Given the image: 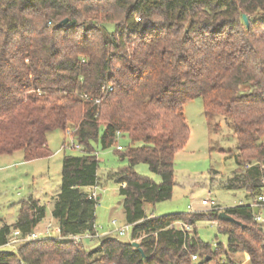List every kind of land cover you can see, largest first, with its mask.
Masks as SVG:
<instances>
[{
	"label": "trees",
	"instance_id": "1",
	"mask_svg": "<svg viewBox=\"0 0 264 264\" xmlns=\"http://www.w3.org/2000/svg\"><path fill=\"white\" fill-rule=\"evenodd\" d=\"M198 97L210 131H220L221 116L237 139L225 187L264 195V0H0V156L48 158L49 133L67 129L82 148L63 158L52 208L62 237L6 246L13 231L32 234L46 217L31 196L0 227V264H240L231 255L243 253L264 264L251 204L224 209L242 225L219 220L217 208L146 213L172 198L175 157L191 136L184 106ZM122 138L127 166L107 179L121 185L132 240L105 236L87 249L71 237L99 234V199L86 190L101 182L94 144L117 148ZM141 163L161 181L138 174ZM200 220L218 223L225 248L199 238Z\"/></svg>",
	"mask_w": 264,
	"mask_h": 264
},
{
	"label": "rangeland",
	"instance_id": "2",
	"mask_svg": "<svg viewBox=\"0 0 264 264\" xmlns=\"http://www.w3.org/2000/svg\"><path fill=\"white\" fill-rule=\"evenodd\" d=\"M184 113L191 128V136L184 149L175 157L176 185L172 198L155 205L146 204V213L153 216L186 214L217 206L230 208L240 202L251 204L253 197L245 189L231 190L225 187L227 179L237 168L234 154L238 143L233 130L227 126L223 117L218 116L215 123L221 124L220 131L212 133L207 125L204 103L200 97L187 102ZM68 130L71 131L67 129L49 133L51 155L48 158L26 161L22 151L0 156V227L15 223L22 201L32 196L46 206V217L35 231L45 233L51 229L54 234L57 230L58 225L52 217V208L55 197L61 191L63 158L65 155L82 153L78 141ZM127 141L122 138L119 145L124 147ZM73 142L75 146L72 145ZM94 147L101 178L100 184L94 187L93 192L100 198L97 197L99 200L96 207V230L100 236L83 241L87 249L99 246L105 236L113 235L121 241H131L133 232L132 227L123 236L114 232L127 222L119 192L121 185L107 179L108 173L123 169L127 166V161L121 159L116 145L103 149L100 144L95 143ZM135 170L144 177H150L156 182L161 181L160 176L152 173L147 164H138ZM114 220L117 221L116 225L112 224ZM194 227L199 238L211 245L213 251H216L220 244L223 247L227 245L228 237L219 231L217 222L200 220ZM188 228L193 230L192 227ZM231 257L240 264H249L250 261L249 256L244 253Z\"/></svg>",
	"mask_w": 264,
	"mask_h": 264
},
{
	"label": "built area",
	"instance_id": "3",
	"mask_svg": "<svg viewBox=\"0 0 264 264\" xmlns=\"http://www.w3.org/2000/svg\"><path fill=\"white\" fill-rule=\"evenodd\" d=\"M104 90H105V87H104ZM110 90H112V88H110ZM96 103H100V100L97 99ZM68 132H71V131L68 130ZM72 145L75 146L74 142L72 143ZM117 149L122 150L123 148L121 145H119V146H117ZM123 186H125V184H123ZM93 196L96 197V193H93ZM212 202H213V200H212ZM252 207L259 209L258 214H255V220L257 221V223L260 226L264 225V215H263V212H264V195L257 196L255 198V201H254V204ZM112 224L116 225L117 221L116 220L112 221ZM130 227H131V225L126 223L125 226H121V227L117 228V230H115L114 232L120 236H123L128 232ZM56 228H57V230L54 231V234H52L53 230L51 231V229H49V231H46L45 233H40V232L34 231L32 234H27V235L22 234L19 230H15V231H13L12 235L9 237V240H8V243L6 244V246H14V245L19 244V243L24 242V241L37 240L40 238H44L46 236H53V237L61 238L62 236H61L60 227L56 226ZM185 228L189 229L188 226H185ZM99 236H100L99 234L85 233L82 235L72 236L71 238L73 240H75V242L77 243V242H83L85 240H93ZM196 258H197V256H193L194 260Z\"/></svg>",
	"mask_w": 264,
	"mask_h": 264
},
{
	"label": "water",
	"instance_id": "4",
	"mask_svg": "<svg viewBox=\"0 0 264 264\" xmlns=\"http://www.w3.org/2000/svg\"><path fill=\"white\" fill-rule=\"evenodd\" d=\"M245 22L248 25V17L246 15L243 16ZM68 22V19L64 20L63 22H61L59 24V27L64 26L66 23ZM259 209L258 208H254V213L258 214ZM218 219L221 221H225V222H231V223H236L239 225H242V223L240 221H237L233 216H231L230 214L226 213L224 210L219 211L218 213ZM132 245L138 249V251L143 255V257H145L144 251L140 246V243L137 241H133Z\"/></svg>",
	"mask_w": 264,
	"mask_h": 264
},
{
	"label": "crops",
	"instance_id": "5",
	"mask_svg": "<svg viewBox=\"0 0 264 264\" xmlns=\"http://www.w3.org/2000/svg\"><path fill=\"white\" fill-rule=\"evenodd\" d=\"M86 190H88L89 192H91V193H93L94 192V188H88V189H86ZM96 197H98V196H96ZM99 198V197H98ZM100 199V198H99ZM254 201H255V199H253V202H251V205L253 206V204H254ZM204 204H206V203H204ZM240 204H245V203H243V202H240ZM213 208V207H212ZM212 208H210L209 210H212ZM217 209H219V210H224V208H222L221 206H217L216 207ZM213 209H215V208H213ZM226 209V208H225ZM208 209H206V210H201V211H199V212H203V211H207ZM208 210V211H209ZM198 212V211H197ZM261 227L263 228V230H264V225H261Z\"/></svg>",
	"mask_w": 264,
	"mask_h": 264
}]
</instances>
